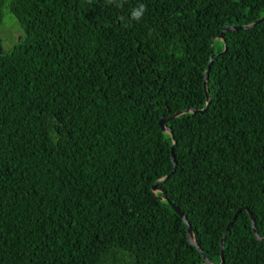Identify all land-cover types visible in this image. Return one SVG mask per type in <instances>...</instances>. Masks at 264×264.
Instances as JSON below:
<instances>
[{"label":"trees","instance_id":"16d2710c","mask_svg":"<svg viewBox=\"0 0 264 264\" xmlns=\"http://www.w3.org/2000/svg\"><path fill=\"white\" fill-rule=\"evenodd\" d=\"M263 17L264 0H0L19 34L0 53V264H264V21L220 39Z\"/></svg>","mask_w":264,"mask_h":264},{"label":"water","instance_id":"95a60500","mask_svg":"<svg viewBox=\"0 0 264 264\" xmlns=\"http://www.w3.org/2000/svg\"><path fill=\"white\" fill-rule=\"evenodd\" d=\"M263 21H264V17L259 19V20H257V21H255L254 23H252L251 25H248V26H244V27H225L223 32H222V34H221V36H220V39H221V41L225 42V40H224L225 33L229 32V31H236V30H242V29L248 30V29H251V28L257 26L258 24L262 23ZM226 50H227V48H225V51ZM1 52H2V48H1V44H0V53ZM212 63H213V59H211V62L209 64V66H208V69H207V71L205 73L204 89H205V93H206V97H207V104H209V102L211 101L210 96H209L208 91H207V80L209 78V73H210V70H211V64ZM207 109H208V105L205 107L204 110L187 109L185 111H181V112H178V113H176L174 115H171L167 119H161L160 122H159V125H160V127H161L163 132H165V133H167V134H169V135H171L173 137V133H172L171 128L167 127V123L169 121H172V120H174V119H176V118H178L180 116H183L185 114H188V113H203ZM175 145H176V142H174V145L172 147V152H173V149H174ZM172 160H173V163H174V165L176 167V161H175V157H174L173 154H172ZM173 173H174V171H173ZM168 178H169V176H167L165 178H162L161 180H159L157 182L156 186H154V188H153V192L155 194H157L159 192L162 193V190L160 188H158V184L165 182ZM162 200L163 201H167L168 204L171 206V208L175 211V213L184 220V222H185V224H186V226L188 228V239H189L190 243L192 245H194L195 247H197V249H199L201 251L199 243H198V241L196 239V236H195V234H194V232H193V230L191 228V225H190L187 217L185 216V214L175 204H173L172 201L168 197H163ZM248 212L251 215V220H252V225H253V232H254L255 236L257 237V239L263 241V239L260 238L259 232L257 230V224H256L255 216L249 210H248ZM235 219H236V217L228 225L227 230L230 229V227L233 224V222L235 221ZM223 248H224V238L222 239V252H223ZM201 253L203 254L202 251H201ZM205 260H206L207 263L212 264L207 258H205Z\"/></svg>","mask_w":264,"mask_h":264},{"label":"rangeland","instance_id":"374dc122","mask_svg":"<svg viewBox=\"0 0 264 264\" xmlns=\"http://www.w3.org/2000/svg\"><path fill=\"white\" fill-rule=\"evenodd\" d=\"M14 24L6 22L0 28V44L2 51L9 52L15 46V40L19 37V34L15 32Z\"/></svg>","mask_w":264,"mask_h":264},{"label":"clouds","instance_id":"9594fccd","mask_svg":"<svg viewBox=\"0 0 264 264\" xmlns=\"http://www.w3.org/2000/svg\"><path fill=\"white\" fill-rule=\"evenodd\" d=\"M147 11V6L145 4H139L136 9L132 11V18L139 21L142 19L144 13Z\"/></svg>","mask_w":264,"mask_h":264}]
</instances>
